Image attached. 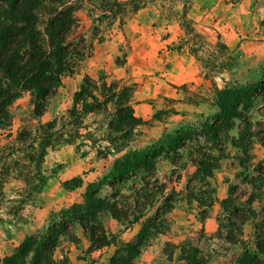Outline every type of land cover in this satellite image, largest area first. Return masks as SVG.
<instances>
[{"label": "rangeland", "instance_id": "1", "mask_svg": "<svg viewBox=\"0 0 264 264\" xmlns=\"http://www.w3.org/2000/svg\"><path fill=\"white\" fill-rule=\"evenodd\" d=\"M144 1L148 0H73L77 7L78 19L69 40L78 43L79 48L85 47L81 50L83 56L75 70L63 76L61 86L51 98L43 115H34L29 92H24L12 105V124L0 128V243L3 247L8 236L20 235L17 229L22 228L25 221L36 216L32 209L39 208L40 219L44 218L42 210H51L50 216L34 230L33 233H36L50 223L52 214L74 202L83 201L87 183L106 173L120 155L105 149L117 135L109 127L113 111L111 105L106 110L72 115L74 95L87 78L97 82L106 78L109 82L117 80L121 84L131 85L134 88L132 104L135 113L138 103L152 102L143 98L144 94L136 100L137 82L130 81L134 78L145 81L148 78L164 77L162 73L166 72L164 66H167L169 57L166 48L163 45L159 49L154 48L155 43L151 44L152 50L132 49V37L142 33L139 28H131L129 21ZM150 1L159 4L161 9L171 10L173 13L170 14L180 20L187 40L192 43L189 45V51L195 57L202 73H206L207 80L201 84H184L180 87L184 96L182 100L201 104L202 107L198 111L178 112L174 99H170V102L166 99L162 102L163 106L156 108L153 113L141 116L137 112L136 115L142 118V123L137 126L131 138L130 147L133 148L143 147L160 138L165 131L185 122H195L202 117L212 118L219 111L215 103L217 87L254 82L263 78L264 72L263 61L259 65L251 66L248 73L241 70L240 74L236 61L241 52L230 49L221 34L220 40L212 46L206 43L201 35L197 37L193 34L194 14L189 18L186 13L193 10L195 0ZM232 2L235 3L236 0ZM154 9L153 7L152 11ZM45 17L46 13L43 12L42 20ZM258 22L264 29V16H260ZM155 24L152 26L153 42L159 34L166 36V32L158 28L157 22ZM140 68L143 69L141 74L138 73ZM126 77L128 79H125ZM249 117L254 123L253 130L257 132V136L252 139L251 153L255 156V161H259L264 159V98L256 103ZM50 122H55L53 128L48 126ZM76 125H80L81 133L97 139L95 146L83 136L75 139V143L55 140L41 163L32 159V155H37L39 151L41 136L53 133L59 128L69 132ZM238 130L236 126L229 131L226 152L224 157L214 164L210 186L202 183L196 187V192L200 193L203 199L205 197L206 202H210L211 196L219 200L210 207L205 204L198 205V202L189 204L187 199L179 201L180 205L168 215L170 229L153 238L136 258L135 264H184L185 254L176 245L186 240L198 246L210 264H230L237 246L227 241L228 235L224 229L221 233L220 221L224 212L220 201L227 197L231 184L235 186L233 192L237 199L246 200L252 192L250 186L241 184L239 177L242 169L236 158L238 151L232 145V138L238 136ZM20 132H25L26 137H20ZM195 170V167L185 161L177 165L162 161L158 166V176L162 179L166 175L173 177L169 188L174 186L177 190H184L191 180L193 184L196 183L192 178ZM76 176L83 178L82 185L74 189L67 188L64 182ZM260 203L264 206V201H257L255 205ZM105 226L112 235V240L132 241L141 228V222L126 225L107 217ZM14 230L17 232L12 233ZM252 234L253 224L248 221L244 225V239L250 246L253 242ZM76 236L74 242L64 241L57 251L58 257L62 258L67 253L69 259L76 264L108 263L116 248L114 242L109 246L89 251L90 243L82 229H77ZM167 243H170V246H167Z\"/></svg>", "mask_w": 264, "mask_h": 264}, {"label": "trees", "instance_id": "2", "mask_svg": "<svg viewBox=\"0 0 264 264\" xmlns=\"http://www.w3.org/2000/svg\"><path fill=\"white\" fill-rule=\"evenodd\" d=\"M76 10L73 0H0V128L12 124L11 107L24 92L31 95L34 115H43L63 76L75 70L85 48L69 40L77 26ZM43 12L46 17L42 20ZM133 93L131 85L106 78L100 82L87 78L76 91L72 115L113 107L109 127L117 135L105 149L120 155L106 173L87 183L83 201L52 214L46 227L27 234L11 254L0 253V264H76L67 253L58 257L57 251L65 240H76L78 228L90 243L89 251L115 243L107 264H135L143 248L170 229L168 215L180 205L179 201L187 199L189 204L198 202L210 207L219 200L211 196L206 202L196 187L202 183L210 186L214 164L224 157L229 131L236 126L239 134L232 138V145L238 151L236 158L242 169L239 177L252 192L246 200L237 199L235 186L230 185L227 197L220 201L224 212L220 230L223 233L224 229L227 241L237 246L230 264H264V206L255 205L264 201V159L255 161L251 153L257 132L249 117L256 103L264 98V72L263 78L254 82L217 87L215 103L219 111L212 118L185 122L140 148L130 147L134 131L142 123L132 104ZM48 126L53 128L55 122ZM19 135L26 137L25 132ZM81 136L95 146L97 139L81 133L80 125L69 132L59 128L40 137L39 151L32 159L41 163L53 141L75 143ZM162 161L190 163L196 169L192 177L196 183L191 180L184 190L169 188L173 177L158 176ZM82 183L81 176L64 182L70 189ZM107 217L126 225L141 222L136 238L112 240L105 226ZM248 221L253 224L252 246L244 239ZM176 247L185 254L184 264H210L191 241Z\"/></svg>", "mask_w": 264, "mask_h": 264}, {"label": "crops", "instance_id": "3", "mask_svg": "<svg viewBox=\"0 0 264 264\" xmlns=\"http://www.w3.org/2000/svg\"><path fill=\"white\" fill-rule=\"evenodd\" d=\"M232 1L195 0L193 10L186 15L190 18V15L194 14V16L191 15L194 20L193 34H196L197 37L201 35L210 46L217 44L221 34V38L226 41L230 49L240 50V56L236 61L237 67H240L238 71L240 74L241 70L248 73L251 66L259 65L264 61V29L258 24L260 16H264V0H236L235 3ZM153 7L155 8L154 11H152ZM170 13L173 12L161 9L159 4L148 0L135 10L129 21L131 28H139L142 33L132 37V49L135 51L152 50L151 44L155 43L154 48L159 49L163 45L169 57L167 66L163 65L166 67V72L162 73L164 77L148 78L145 81L141 78H134L130 81L137 82L136 100L142 98V94H144L143 98L152 100V102L142 101L138 103L136 113L138 112L141 116L153 113L156 108L160 109L163 106V100L166 99H168L167 102L174 99V106L178 112L198 111L202 107L201 104L194 101L182 100L184 96L180 88L181 85L201 84L207 79L206 73H202L195 57L189 51V45L192 43L187 40L180 20L178 21L177 17ZM156 22L158 28L166 32V36L159 34L153 42L152 26L156 25ZM142 70L140 68L138 73L141 74ZM140 80L141 82H139ZM32 211L36 216L25 221L22 228L17 229L20 235L8 236L4 241V247L0 243V253H4H1L2 255L11 254L24 236L38 229L43 220L45 221L51 213L50 209L48 211L42 210L44 218L40 219V217L38 218L39 208L32 209Z\"/></svg>", "mask_w": 264, "mask_h": 264}]
</instances>
